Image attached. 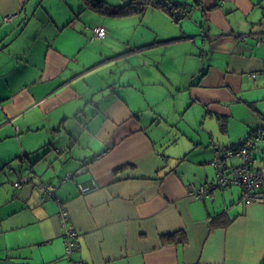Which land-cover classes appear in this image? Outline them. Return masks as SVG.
<instances>
[{"label": "crops", "instance_id": "1", "mask_svg": "<svg viewBox=\"0 0 264 264\" xmlns=\"http://www.w3.org/2000/svg\"><path fill=\"white\" fill-rule=\"evenodd\" d=\"M164 1L0 0V264H264V201L189 193L264 126V0Z\"/></svg>", "mask_w": 264, "mask_h": 264}, {"label": "built area", "instance_id": "2", "mask_svg": "<svg viewBox=\"0 0 264 264\" xmlns=\"http://www.w3.org/2000/svg\"><path fill=\"white\" fill-rule=\"evenodd\" d=\"M93 38H104L108 34L105 25H96L93 27ZM258 72H251V76H256ZM238 157V163H227V159ZM217 173L207 187L190 188L189 193L197 198H202L209 193L213 187H225L238 184L243 187L244 198L247 201H264V126L257 132L246 137L239 146L229 147L224 150L216 151L213 160ZM74 173L66 178H73ZM27 174L24 180H29ZM21 185V181L15 183ZM82 193L89 192L96 187V182L92 181L79 185ZM41 199L44 201L55 197V187L52 184H44L40 188ZM59 220L64 229V239L68 255L80 247V233L74 225L69 210L62 207L59 211Z\"/></svg>", "mask_w": 264, "mask_h": 264}, {"label": "trees", "instance_id": "3", "mask_svg": "<svg viewBox=\"0 0 264 264\" xmlns=\"http://www.w3.org/2000/svg\"><path fill=\"white\" fill-rule=\"evenodd\" d=\"M85 3L95 6L96 8H105L103 11L111 15H128L134 13H142L148 7H165L164 0H126L120 5H112L104 7V0H84ZM184 12V11H183ZM179 15H177L178 17ZM29 264V263H27Z\"/></svg>", "mask_w": 264, "mask_h": 264}, {"label": "rangeland", "instance_id": "4", "mask_svg": "<svg viewBox=\"0 0 264 264\" xmlns=\"http://www.w3.org/2000/svg\"><path fill=\"white\" fill-rule=\"evenodd\" d=\"M120 4H122V3H120ZM120 4H118V5H120ZM122 21H129V20H122ZM233 162H237V160H235V161H233Z\"/></svg>", "mask_w": 264, "mask_h": 264}]
</instances>
